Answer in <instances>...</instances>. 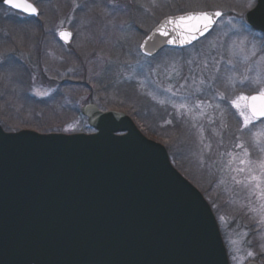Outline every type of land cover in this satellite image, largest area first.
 I'll list each match as a JSON object with an SVG mask.
<instances>
[{
    "label": "rangeland",
    "instance_id": "374dc122",
    "mask_svg": "<svg viewBox=\"0 0 264 264\" xmlns=\"http://www.w3.org/2000/svg\"><path fill=\"white\" fill-rule=\"evenodd\" d=\"M34 1L42 11L39 10L37 22L26 26L19 22L22 21L21 18L13 17L0 9V69L5 68L7 60L11 61L7 65H11V68L6 70L5 75L8 77L5 78L8 84L3 82L5 76L0 73V86L11 90L9 96L15 101L19 96L23 98L24 92L15 91L14 94L11 84L14 90L21 88L20 85L29 89L35 99H47L57 88L46 74L44 68L48 67V73L59 76L57 80L76 83L73 88L63 90L64 104L72 109L79 108L82 104L95 103L102 111L118 110L125 114V111L134 112L137 119L151 113L156 118L155 123L151 125L142 122L140 127L147 134L158 137L163 133L155 131L157 125L178 132L174 137L179 140L176 144L178 156L172 160L188 179L198 182L201 189L205 190L217 213L216 220L229 264H245L250 260L264 264V208L261 207L264 205V183H260V188L256 187L257 183L264 181V174L260 169L261 163H264V123L257 124L252 119L250 124L245 125L239 110L232 103L241 95H250L247 92L252 89L256 91L253 93L264 89V35L248 28L242 34L247 37L246 51L240 53L232 42L241 37L228 23L229 20L241 26L245 23L244 12L251 8L248 6L249 0H197L196 3H189L187 8L194 10L188 11H205L217 10L220 2L224 8L232 10L229 11L232 15L219 18L207 38L203 37L183 51L162 49L164 51L161 54L159 51V55L157 53L155 57L152 56L154 58L140 54V42L157 21L164 17L158 18L160 13H169L167 15L171 16L187 12L166 10L167 3H176V0ZM183 1L185 2L180 0ZM136 8L146 13L159 11L150 21L139 23L147 32L142 37L138 32L135 33L136 36L129 30L128 33L126 28L134 21L137 25L138 21L133 17L137 12ZM223 10L221 8L219 11ZM14 21L20 23L19 27L14 26ZM43 21L45 26L41 30ZM4 22L7 23L1 26ZM60 28L71 29L74 35V41L68 48L57 39ZM24 29L28 33H23ZM253 45L256 56H251ZM229 59L232 60L231 65L227 63ZM189 60L193 62L188 64ZM205 60L209 69L213 64L221 68L224 74L222 79L213 82L209 78L211 71L203 70L201 63ZM20 64L27 66L24 71L26 77L21 73L20 69H24L20 68ZM59 64L61 69L64 67L63 70L59 69ZM193 74L196 84L188 79L187 83L192 87L181 88L180 85L185 84L184 78ZM200 79L205 80L203 85H199ZM232 81L239 88L236 91L234 89V92L227 91L226 96L224 86L233 84ZM198 85L202 91H196ZM169 87L171 92L167 91ZM62 88L59 87L58 93ZM217 89L228 99H213ZM69 91L73 93V99L69 96ZM117 91L121 95H116L119 93ZM37 92L48 94L40 96ZM116 103L121 107L114 106ZM181 103L187 107L179 108ZM215 104H220V108L210 106ZM224 105L236 117L240 129L250 131L251 144L245 138L237 140L232 135ZM74 111V120L68 122V127L64 130H81L86 133V121H82V115H78L80 112ZM81 122L86 126H81ZM256 149L259 154L253 156ZM252 176L260 177V181H253ZM241 212L244 219L249 217L254 221V227H251L253 223L241 224L239 219L236 221L229 217Z\"/></svg>",
    "mask_w": 264,
    "mask_h": 264
},
{
    "label": "water",
    "instance_id": "95a60500",
    "mask_svg": "<svg viewBox=\"0 0 264 264\" xmlns=\"http://www.w3.org/2000/svg\"><path fill=\"white\" fill-rule=\"evenodd\" d=\"M215 11L162 18L140 42V53L190 46L214 26L181 43L188 33L179 18ZM244 20L264 35V0ZM62 31H71H58L69 44L72 34L64 40ZM79 111L93 132L0 126V264H229L209 204L173 167L165 147L121 111H101L95 103Z\"/></svg>",
    "mask_w": 264,
    "mask_h": 264
},
{
    "label": "trees",
    "instance_id": "16d2710c",
    "mask_svg": "<svg viewBox=\"0 0 264 264\" xmlns=\"http://www.w3.org/2000/svg\"><path fill=\"white\" fill-rule=\"evenodd\" d=\"M189 1V2H188ZM185 2H180V0H176V3H167L168 7L166 10H168V12H172L175 11L176 13L179 12H183V11H188V10H194L191 8H187L189 7V3L193 4L198 2L197 0H188ZM202 2V1H201ZM204 3V2H203ZM220 3V2H219ZM216 9L220 10L221 8L224 9L223 10V15H229L231 16L232 14L229 11H232L230 8H228L229 10H227L226 8H224L225 6H223L221 3L219 4ZM205 4V3H204ZM42 8V7H41ZM137 12L134 13L133 17H136V21H138L137 25H139L140 22H142V24L145 23V21H148V13L143 12V10L136 8ZM159 12V11H158ZM167 12V11H165ZM169 14V13H167ZM164 12L160 13L158 18H161L162 16L167 15ZM147 16V17H146ZM132 17V19L134 20V18ZM136 22L134 21L133 24H129L126 28L127 32L135 35L136 32H138V34H140V37L144 36L147 32H146V28H142V26H137ZM129 30V31H128ZM23 33H28L27 30H22ZM210 34V33H209ZM209 34H207L205 36V38H207V36H209ZM136 36V35H135ZM204 38V39H205ZM203 39V40H204ZM185 49V48H184ZM184 49H177L178 51H183ZM164 50H175L172 48H165ZM160 51V54L164 51ZM30 52V51H29ZM26 53V54H29ZM159 55V53H158ZM157 55V56H158ZM30 56V55H29ZM39 57V56H38ZM155 57V56H154ZM152 57V58H154ZM45 58V57H44ZM40 59V57H39ZM66 60V59H65ZM43 66L45 67V63L44 61L42 62ZM8 64H11V61H6L4 63L5 68L0 69V73H2V75H7V71L9 68H11V65L7 67ZM16 66H19L18 63H15ZM32 65L31 63H27V65ZM24 64H20V68L23 67ZM61 67V64H59V69ZM24 70H21V73L26 77L27 74L24 73V71L27 70V66L25 65L23 67ZM46 70V74H48L50 76V78L52 79V81L55 82V86H57L56 88V92L53 93V95H51L50 97H48L47 99H35L34 96H32L29 93V89L27 90V88H23L22 85H20L21 88L14 90V86L11 84V86L13 87V93L15 94V91H22L24 92V97L21 98V96L16 98V101L13 100L9 94L11 92V90L5 89L3 87L0 86V126L3 128V130L7 131V132H16L25 128H28L30 130L36 131L38 133H83L84 131H65L64 128L68 127V122L74 120L75 116V111L76 113H79V108H74L72 109L69 105H67L66 103L64 104V94H63V90H65V88H73V84H76L73 81H69L67 80V82H64V80H57L59 78L58 75H55L53 73H48V67L44 68ZM64 67L61 69L63 70ZM4 80L3 82L6 84L7 82L5 81L8 77H3ZM6 78V79H5ZM24 83V82H23ZM8 84V83H7ZM59 87H63L62 90L60 91V93H58L59 91ZM224 88L226 89L225 91V95L228 96V90L229 87L228 86H224ZM119 92V91H117ZM234 92V91H233ZM253 92V89L251 91H248L247 94H251ZM69 96H72L71 98L73 99V93H71V91H69ZM116 95H121V93H116ZM16 96V95H15ZM21 98V99H20ZM20 99V100H19ZM98 105V104H97ZM120 104L116 103L114 106L117 107H121L119 106ZM122 105V104H121ZM101 106V105H100ZM225 107V112L227 114L226 120L229 123V129L232 133L233 136H235L237 140H245L247 142H249L251 144V140H250V131L247 129L245 130H241L240 129V123L238 122V120L236 119V117L231 113L229 108H226V105H224ZM133 120H135V122L137 123V127L141 130V132L149 137V138H153V140H156L158 142H160L162 145H164V147L166 148L171 163L173 164V166L183 175V171L177 166V164L175 162H173L172 158H177L178 156V150L176 148V144L179 143V140H176L174 137L177 135V131H170V128H166V127H159L158 125L155 128V131H162V135L160 137H158L157 135L154 134H150L152 137H150L149 134H147L146 131H144L140 126V124L142 122H147L148 124L151 123L154 124L155 123V117H152L151 113H147L144 114V117H141L139 119H137L134 115V112L129 113L128 111H125ZM139 112V111H138ZM140 112L144 113L143 110H140ZM141 113V114H142ZM80 115V113L78 114ZM155 116V115H154ZM81 117V116H80ZM82 121H86V119L82 116L81 117ZM160 120V119H159ZM81 122L80 125L82 126H86L85 123ZM257 124H262L264 123L263 120L260 121H256ZM161 128V129H160ZM87 130L86 132H91V128H89L87 126ZM162 139H164L165 141H162ZM250 148V147H249ZM257 150V149H256ZM259 152L257 150V152H253V156L258 155ZM186 177V176H185ZM187 178V177H186ZM188 179V178H187ZM204 196V198L207 200V202L209 203V205L211 206V209L217 219V213L215 212L212 203H210L209 198H207V195L205 194V190L201 189V186L199 185L198 182L196 181H192L190 179H188ZM209 188V187H208ZM229 217L233 218V220L238 221V219L242 222H247V223H253V225L251 227H254V221L251 220L249 217H246L244 219L243 217V212H241V214H237L236 215H230Z\"/></svg>",
    "mask_w": 264,
    "mask_h": 264
},
{
    "label": "snow or ice",
    "instance_id": "6c2138e0",
    "mask_svg": "<svg viewBox=\"0 0 264 264\" xmlns=\"http://www.w3.org/2000/svg\"><path fill=\"white\" fill-rule=\"evenodd\" d=\"M5 3H7L11 8L13 9H19L22 12L26 13V14H35L37 12L36 7L29 2H26V0H4ZM249 7L253 6V0H249L248 3ZM223 14L221 11H215L213 13H209V12H200L199 14H194V15H188V16H181L179 18V26L182 28H186L188 35L184 36V38L181 40V43H185L186 41H189V36L191 37V39H195V33L197 32H205L207 31L209 28L213 27L216 23H217V19L216 18H222ZM172 23H175V21H170ZM232 28L237 30V35L240 36L241 38L239 40H235L232 42V45L240 52V53H244L246 51V44H247V37L243 36V32H245L248 28L249 25H247L246 23H243V25L241 26V24L238 23H234L232 20H229L228 22ZM255 23H253L252 27H255ZM161 34L162 35H167V31L161 29ZM60 37L61 39L64 40H69L71 37V33L70 32H60ZM190 42V41H189ZM167 43L171 44L173 43V41L168 40ZM255 49V45H253V51L251 52V56H256L257 53L254 50ZM232 49H229V52H231ZM147 55L151 56L152 53L149 52L147 53ZM246 59H248V57L246 56ZM193 61L189 60L187 63L191 64ZM202 66H203V70L211 71V75H210V79L215 82L217 80H220L223 78V72L221 70L220 67L216 66V64H213L211 66V69H209V65L207 63V61H202ZM228 64H232V60L229 59L227 61ZM157 67H159V65H157ZM175 70V68L173 69ZM235 70V66L233 65V71ZM185 79V84L180 85L181 88H185L187 87H192V85H188L187 81L188 79H191L193 84H196V77L195 75H191L190 77H186ZM205 83L204 79H200L199 80V85H203ZM199 85L196 88V91H202V89L199 87ZM211 87V85H209V88ZM167 91H172L171 87H169L167 89ZM37 95L40 96H44L47 95L48 93H44V92H37ZM173 95H176L175 92H173ZM219 98L220 100L224 101L227 100L228 98L225 97L223 95V93L219 92V90L217 89L215 95L213 96V99ZM251 101V103H248V101ZM241 101H243L244 103H240ZM257 101H259L260 103L258 104ZM161 103H163V101H161ZM232 103L235 105V107L239 110V115L243 118V121L245 123V125H248L251 123L253 117H264V89L259 91V95L256 96H239L237 98V100L232 101ZM199 105H197L198 107ZM213 106L217 109L220 108V104H215V105H210ZM187 105L184 103H181L179 105V108L183 109L186 108ZM209 148L211 147L210 145L208 146ZM243 162V161H242ZM260 169L262 174H264V163H261L260 165ZM240 171H243V169H240ZM253 181H260V177L257 176H252L251 177ZM260 183H264V181H260L259 183L256 184L257 188H260ZM262 208H264V205L261 206ZM252 253H249V256H251ZM235 259V257H234Z\"/></svg>",
    "mask_w": 264,
    "mask_h": 264
},
{
    "label": "flooded vegetation",
    "instance_id": "af4514ba",
    "mask_svg": "<svg viewBox=\"0 0 264 264\" xmlns=\"http://www.w3.org/2000/svg\"><path fill=\"white\" fill-rule=\"evenodd\" d=\"M26 1H28L29 3H32L35 7H36V9H37V12H38V15L36 16V17H34V16H30V15H26V14H23V13H21V12H18V11H15V10H13V9H11V8H9V7H7V6H5V5H3V4H0V9L1 10H4V11H6V12H8V13H10L11 15H13V17H16V18H21L22 19V21H19V22H22L21 24H24L25 26L27 25V24H30V23H35V22H37V19H38V17H39V14H40V12H39V10L40 11H42L41 9H39L38 8V6H37V2L36 1H34V0H26ZM255 3H256V0H254V3H253V6L255 5ZM252 6V7H253ZM251 7V8H252ZM251 8H249V9H251ZM248 9V10H249ZM247 11V10H246ZM245 11V12H246ZM144 12V11H143ZM244 12V13H245ZM158 13V10L156 11V10H153V11H151V12H149V14H148V18L149 19H151L152 17H154L153 15H156ZM151 14V15H150ZM172 15H175V14H172ZM166 16H169V15H166ZM165 17V16H164ZM148 19V21H150ZM162 19V18H161ZM160 19V20H161ZM160 20H158L157 21V23L160 21ZM19 22H15L14 21V26H18L19 27ZM7 22H4V23H2L1 24V26H3L4 24H6ZM156 23V24H157ZM9 24V23H8ZM44 24V21L43 22H41V30L44 28V26L45 25H43ZM155 24V25H156ZM154 25V26H155ZM153 26V27H154ZM21 28V27H20ZM27 28H30V27H27ZM38 29V28H37ZM60 29H62V28H60ZM59 29V30H60ZM39 30V29H38ZM70 31H71V34H72V39H71V41H70V43L68 44V45H63L62 43V45L63 46H65L66 48H68V47H70L72 44V41H74V35H73V33H72V30L71 29H69ZM58 39V38H57ZM233 82V84H229V85H225V86H228L229 87V90H228V92H232L234 89V91H236L238 88H239V85H236L235 84V82L234 81H232ZM243 86H240V88H242Z\"/></svg>",
    "mask_w": 264,
    "mask_h": 264
}]
</instances>
